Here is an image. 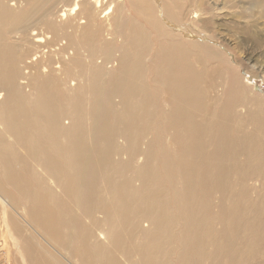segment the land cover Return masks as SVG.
Segmentation results:
<instances>
[{"label": "bare ground", "instance_id": "obj_1", "mask_svg": "<svg viewBox=\"0 0 264 264\" xmlns=\"http://www.w3.org/2000/svg\"><path fill=\"white\" fill-rule=\"evenodd\" d=\"M229 1L245 23L264 18V0ZM212 3L0 0V226L22 264H60L24 237L27 221L80 264H166L172 249L182 264L197 255L251 264L264 251V97L231 73L226 63L237 58L206 35L223 8ZM254 33L263 43L264 28ZM154 97L163 111L148 106ZM151 126L156 140L168 136L159 151L152 138L139 142ZM138 151L144 160L133 167ZM180 167L176 232L170 208L154 199L160 177L173 182ZM250 178L263 196L244 216ZM215 188L229 189L226 204L210 196ZM140 216L147 226L136 227ZM104 222L113 226L92 240Z\"/></svg>", "mask_w": 264, "mask_h": 264}, {"label": "rangeland", "instance_id": "obj_2", "mask_svg": "<svg viewBox=\"0 0 264 264\" xmlns=\"http://www.w3.org/2000/svg\"><path fill=\"white\" fill-rule=\"evenodd\" d=\"M190 0H183V4H188ZM203 2L211 3L215 2L218 4L219 7L223 6V8L219 9L218 12L215 13V22L214 25L206 26L207 28H203L206 32V35H213L211 37H214L215 40L219 42V45H221L222 49L229 50L230 53L233 54L235 58H237V62L229 63V61L226 63L227 66L232 67V74H236L237 77L241 78L244 83L247 84V79L251 80L252 82L256 83L259 87V89H255L252 87L251 84L250 90L252 92L258 93L260 96L264 97V39L263 43L257 42L255 40L256 34L254 33L256 29L264 28V18H258V14H253L252 17L249 18L248 22L245 23L244 19L246 18L244 14L242 15L239 11H236L235 8L232 6V1H224V0H203ZM225 4V5H223ZM216 6V5H214ZM206 7V6H204ZM207 8V7H206ZM205 16V15H204ZM191 24V23H189ZM193 25V24H191ZM194 25H197L194 23ZM196 27V26H195ZM198 28V27H197ZM247 30L251 37L245 36L242 31ZM213 33V34H212ZM215 34V35H214ZM254 42H256L254 44ZM155 46H153L154 48ZM148 50L145 51V54H148ZM234 64V65H233ZM222 90V86H218L216 89L217 93L220 94ZM219 91V92H218ZM224 96V95H223ZM162 98L154 97L149 98L148 106L149 107H155L158 105V110L163 111L166 107L165 102L161 101ZM164 99V98H163ZM264 101V98H262ZM119 98L115 96V98H112V105L115 106V102H117ZM226 98H223V101H225ZM160 114V113H159ZM158 114V115H159ZM248 128H250L248 126ZM172 132L171 130H169ZM144 136L141 138L139 142L143 141L148 138L153 139V145L157 151H159V147L164 145V141L167 139L168 136L161 135L159 140H156L157 134L155 130L153 129V126H151L149 129H147L144 134ZM142 150L143 144H139ZM138 151V152H139ZM177 150L175 149L173 151V154H176ZM179 155V153H177ZM125 158H128V154H119L116 155L115 153L111 154V159L117 160H126ZM243 158V153L238 154V160ZM179 158H176L175 156L172 157V160L175 162H178ZM144 160L143 155L141 152H139L136 156L132 159V166L137 167L142 161ZM101 162V160H99ZM100 165V164H99ZM101 166V165H100ZM183 167H180L178 170V177L175 178L174 181L168 180L166 177H160L159 183L162 184L163 190L159 193V195L156 196L154 199L155 202H158L160 204H166L170 208V214L176 218L177 223L175 226V231L177 232L179 227L182 225L184 220V212L182 210V207L177 202L176 199V193H178L179 187L181 186V176L183 174ZM132 173H135L132 169ZM256 176V175H252ZM231 181L233 182L235 177L232 174L231 175ZM122 180L121 182H123ZM131 181H124L125 185H133L136 186L138 183H140V180L138 177L131 178ZM33 184L35 181H33ZM248 183L252 185L253 187L251 190V193H248L249 200L246 203H243L242 207V215H254L256 212V203L255 201H258L257 199L259 197L263 196L262 191V183L257 178H250L248 180ZM262 185V186H261ZM32 187V185H31ZM13 192V189H12ZM210 196L216 197L217 200L223 201L225 204L227 202V199L229 197V189L228 188H215L214 190L210 191ZM25 200L26 197L24 196V208H25ZM17 201V198L14 200V203ZM215 210V207L212 208V211ZM101 214H98V212L95 213V217H101L99 216ZM142 216V215H141ZM138 217V219L141 218ZM250 216V217H251ZM26 218H29L28 215H26ZM140 223L136 225V227H145L148 224L147 219L142 218L140 219ZM224 225V222H222V226ZM113 223L111 222H104L102 223L97 231L93 234L92 240H97L101 237H97L99 233L102 235L104 234L105 230L112 227ZM219 227V226H218ZM55 229H58L59 231H63L62 224H56L54 226ZM138 231V230H137ZM35 238L37 239L41 245L46 247V250L48 249L51 253L55 255V259L60 262V264H80L78 260V253L72 252L65 246H59L55 241H53L49 236H47L45 233L39 231L37 227L31 222L27 221L24 222V237L27 239ZM6 231L1 228L0 226V264H22V259L18 255L16 249L13 247L12 242L7 237ZM139 238L137 239V244H139ZM131 245H133L130 242ZM211 248L207 247V252ZM141 254L140 249H137V252L134 254L133 257H138ZM208 261L207 257H200V255H197L196 257L187 259L188 264H204ZM183 260L179 259L178 252L175 249H172L170 254L168 255L166 264H182ZM208 263V262H207ZM206 263V264H207ZM251 264H264V251L263 249L260 251L259 254L255 255L252 260Z\"/></svg>", "mask_w": 264, "mask_h": 264}]
</instances>
